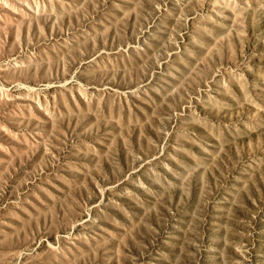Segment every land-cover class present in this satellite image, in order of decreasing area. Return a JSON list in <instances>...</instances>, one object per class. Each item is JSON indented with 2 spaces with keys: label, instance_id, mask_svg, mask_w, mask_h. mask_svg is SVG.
Returning <instances> with one entry per match:
<instances>
[{
  "label": "rangeland",
  "instance_id": "374dc122",
  "mask_svg": "<svg viewBox=\"0 0 264 264\" xmlns=\"http://www.w3.org/2000/svg\"><path fill=\"white\" fill-rule=\"evenodd\" d=\"M0 264H264V0H0Z\"/></svg>",
  "mask_w": 264,
  "mask_h": 264
}]
</instances>
